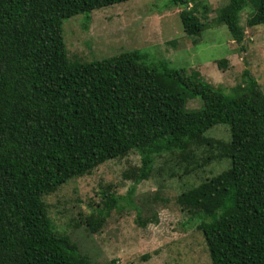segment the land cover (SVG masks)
I'll use <instances>...</instances> for the list:
<instances>
[{"label":"trees","instance_id":"trees-1","mask_svg":"<svg viewBox=\"0 0 264 264\" xmlns=\"http://www.w3.org/2000/svg\"><path fill=\"white\" fill-rule=\"evenodd\" d=\"M126 1L0 0V264H92L48 216L45 196L130 153L140 158L124 174L132 185L125 196L102 193L101 205L84 217L91 233L124 206L120 199L132 203L155 157L185 161L170 174L177 177L226 160L225 169L188 185L175 202L189 219L198 218L212 264H264V91L248 71L225 91L194 67L147 62L139 49L67 58L64 19L84 13L87 22L92 10ZM248 2L246 26L264 23V0H226L211 19L237 43ZM168 3L181 7L187 36L206 29L208 0ZM198 98L201 107L188 108ZM217 124L228 126V140L206 135ZM194 149L202 150L200 159ZM136 211L139 226L151 222Z\"/></svg>","mask_w":264,"mask_h":264},{"label":"rangeland","instance_id":"rangeland-1","mask_svg":"<svg viewBox=\"0 0 264 264\" xmlns=\"http://www.w3.org/2000/svg\"><path fill=\"white\" fill-rule=\"evenodd\" d=\"M226 0H208L209 10L200 36H187L182 29L179 5L168 0H129L90 12L84 22V13L63 20V38L67 58L90 61L139 49L146 52L147 62L166 60L172 67L197 69L214 86L229 91L241 81L243 73L254 77L264 91V23L246 26L251 11L248 2L241 12L245 31L241 43L231 40L225 25L211 19ZM226 59L225 65L217 61ZM199 100V101H198ZM189 101L188 108L201 107L202 102ZM207 136L228 140L227 125L217 124ZM201 149H194L201 158ZM164 153L154 158L152 174L135 186L132 203L120 199L124 205L114 208L96 233L84 224V217L97 210L105 191L125 196L132 185L127 171L140 163L139 155L130 153L118 159L107 160L89 174L65 183L55 193L45 196L48 216L62 232L79 244L93 264H212L202 232L196 228L197 217L189 219L175 202L176 195L188 185H197L202 179L228 166V161H211L203 171L177 177L182 171L178 158ZM136 208L141 216L151 218L145 227L136 223ZM151 215V216H150ZM156 216L157 221L152 218Z\"/></svg>","mask_w":264,"mask_h":264}]
</instances>
